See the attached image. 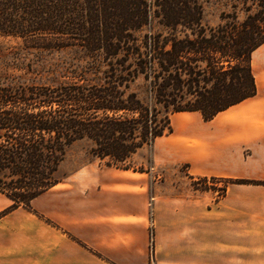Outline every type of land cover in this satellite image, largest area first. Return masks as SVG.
Returning a JSON list of instances; mask_svg holds the SVG:
<instances>
[{
	"label": "trees",
	"instance_id": "trees-1",
	"mask_svg": "<svg viewBox=\"0 0 264 264\" xmlns=\"http://www.w3.org/2000/svg\"><path fill=\"white\" fill-rule=\"evenodd\" d=\"M230 7L209 27L201 0H0V37L69 50L76 64L49 84L19 88L0 77V194L11 201L3 215L22 207L41 217L30 202L60 182L59 164L77 141L105 166L128 170L135 153L172 133V114L207 122L254 96L264 0Z\"/></svg>",
	"mask_w": 264,
	"mask_h": 264
},
{
	"label": "crops",
	"instance_id": "crops-1",
	"mask_svg": "<svg viewBox=\"0 0 264 264\" xmlns=\"http://www.w3.org/2000/svg\"><path fill=\"white\" fill-rule=\"evenodd\" d=\"M251 69L254 96L207 122L170 116L150 172L89 163L31 200L41 217L18 207L0 218V264H149V204L153 264H264V184H228L217 196L171 178L158 188L153 175L186 166L192 177L264 182V43Z\"/></svg>",
	"mask_w": 264,
	"mask_h": 264
},
{
	"label": "rangeland",
	"instance_id": "rangeland-1",
	"mask_svg": "<svg viewBox=\"0 0 264 264\" xmlns=\"http://www.w3.org/2000/svg\"><path fill=\"white\" fill-rule=\"evenodd\" d=\"M202 4V23L209 27H214L220 23L221 13H229L231 11L230 0H201ZM239 19L242 15L239 13ZM75 64L74 55L71 51H45L31 48L20 38L0 37V77L4 84L14 86H31L49 84L53 79H59L69 67ZM74 67V66H73ZM144 83L141 80L136 81L132 85V89L139 92L143 91ZM154 144V143H153ZM152 145L144 146L137 154L135 153L127 163L128 167L135 172L144 173L150 172L151 169V152ZM89 163H98L102 167L105 166L103 161L98 160L89 153V143L86 141H77L67 148L62 162L59 164L55 177L62 181L67 178L72 172ZM159 169V168H158ZM154 178L158 188H164L167 185L169 178L176 179L173 182L179 184L181 181H186L188 187L194 190L192 183L199 191L212 190L221 196L224 192L228 180H220L207 177H193L190 180L186 172V166H179L174 175H164L162 170L154 172ZM201 179V180H198ZM209 188V189H208ZM206 189V190H204ZM5 196L0 195V218L5 216L3 213L10 207L11 202L4 200ZM152 200V199H151ZM6 201V202H4ZM6 203L8 205L6 206ZM22 208V207H20ZM24 209V208H23ZM149 264H153V221L152 207L149 204ZM26 210V209H25ZM107 264H113L108 261Z\"/></svg>",
	"mask_w": 264,
	"mask_h": 264
}]
</instances>
